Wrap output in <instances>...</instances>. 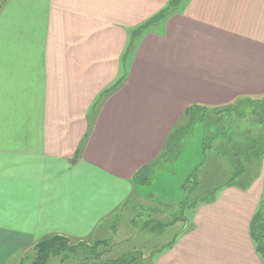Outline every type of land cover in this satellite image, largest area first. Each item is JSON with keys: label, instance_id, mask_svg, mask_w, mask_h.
<instances>
[{"label": "crops", "instance_id": "crops-1", "mask_svg": "<svg viewBox=\"0 0 264 264\" xmlns=\"http://www.w3.org/2000/svg\"><path fill=\"white\" fill-rule=\"evenodd\" d=\"M169 1L0 0V264L51 236L114 255L134 174L187 110L264 99V0H180L140 32ZM255 128L241 131L263 145ZM245 179L200 202L150 264H264V179Z\"/></svg>", "mask_w": 264, "mask_h": 264}, {"label": "rangeland", "instance_id": "rangeland-1", "mask_svg": "<svg viewBox=\"0 0 264 264\" xmlns=\"http://www.w3.org/2000/svg\"><path fill=\"white\" fill-rule=\"evenodd\" d=\"M235 116L236 113L224 117L208 115L197 124L200 129L197 126L191 129V125L184 128L187 132L171 141L169 154L162 159L167 160V163L155 168L145 184L132 181L133 195L124 203V213L119 221L120 232L113 238L116 244L114 255L101 254L100 251L105 247H91L90 252L82 248L73 254L51 257L44 264H150L152 255H157L159 249L180 236L200 202L216 196L227 186H239L247 181L239 177L241 170H236L233 165L231 156L234 150H226L223 154L214 149L218 146V141L212 142L214 138H222L223 135L215 137L222 131L234 134L235 141H230L232 148L240 142V137L234 132L239 128L236 127L238 123ZM252 116L254 117L253 112ZM243 122L249 124L246 126L251 124L249 119ZM250 136L252 139L253 133L248 136V140H251ZM251 153L252 150L248 148L247 154ZM263 157L261 155L260 159ZM256 159L253 158L252 162H256ZM247 167L246 176H251L254 180L261 174L264 179V170L260 173L261 165L257 167L253 163ZM259 210L264 216V194ZM151 228L154 230L149 231ZM257 228L261 235V227L258 225ZM108 248H112V237L108 241ZM259 248L264 251L262 241ZM100 254L101 258L98 257ZM260 255L264 259V252ZM114 258L117 261H112ZM25 259L27 260L23 264H31L33 256L28 255Z\"/></svg>", "mask_w": 264, "mask_h": 264}, {"label": "trees", "instance_id": "trees-1", "mask_svg": "<svg viewBox=\"0 0 264 264\" xmlns=\"http://www.w3.org/2000/svg\"><path fill=\"white\" fill-rule=\"evenodd\" d=\"M180 0H170L168 4L166 5L165 8H163L161 11H159L156 15L152 17V19L145 21L142 23V25L139 28V31L141 32L142 30H146L149 26L156 25L160 23L164 18H166L168 15L172 14L180 5ZM118 87L114 86L110 91L113 92V90L117 89ZM108 91V92H110ZM195 107V106H194ZM189 108L186 112L187 114V119L185 122L184 127L181 126L179 129L175 130V132L170 134V138L168 139L169 146L166 145L159 156L157 160H154L152 163H150L149 166L142 167L140 168L133 177V181L138 183V184H145L146 182L149 181L150 175L153 173L154 169L157 168L159 165L163 163H167V160L163 161V157L169 154V149L172 147L171 141L174 139H179L180 136L184 135L187 131L184 130V128H187L188 126L191 125V129L195 127L198 123L202 122V120L205 118V116L208 115H218L219 117H224L225 115H231L232 113H236V118H237V123L236 127L237 130L234 132L237 137H240V142L236 144L234 148H232V145L230 141H235L234 134L228 133V132H219L218 135L215 137H218L219 135H223L222 138H214L212 142L218 141V146L214 149L217 151L222 152L225 154L226 150L232 149L234 150L232 152V159H233V165L236 170H241V173L239 176L238 173L237 175L243 179L246 175H248V167L243 164V161L245 160L246 162L249 161L250 158H260L261 155L264 154V144L260 145L257 143L259 137V134L257 136H253L251 140H246V143L242 142V138L246 137L250 134L249 132L247 133H242L241 129L245 127L246 125H249L247 123H244L243 121L246 119V121L249 119L251 124L250 126L253 128H257L262 125L264 127V99L262 101H251L250 99H244L240 98L237 99L234 103L228 105L227 107L219 108V109H197L195 108ZM196 112V113H195ZM252 112L254 113V117L252 116ZM212 124V123H211ZM255 128V129H256ZM257 132V131H254ZM232 134V135H231ZM256 138V139H254ZM254 141V142H253ZM250 148L252 150L251 155L247 154V149ZM250 156V157H249ZM257 160V159H256ZM215 199V195L210 196L206 200L204 199L203 202L206 201H211ZM259 210V209H258ZM258 214L259 211L255 214L252 220V232L254 236V240L257 243V249L258 251L263 255V252L260 250L259 246L262 244L264 245V230L261 225V221L259 222L258 220ZM261 227V235L258 233V228L257 226ZM93 247H99L93 246ZM84 248L86 251L90 252V248H87L86 246H83L81 243L80 244H72L70 243L69 239L66 237H60V236H51L47 237L45 239H42L39 241L33 248V254H30V256L33 255V260L31 264H44L46 263L51 257H59L61 255L67 254V253H75L78 250H81ZM98 256V255H97ZM27 260V259H25ZM24 261H20V264H23ZM86 264V263H84Z\"/></svg>", "mask_w": 264, "mask_h": 264}]
</instances>
